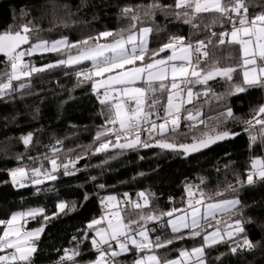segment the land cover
<instances>
[{
	"label": "trees",
	"instance_id": "obj_1",
	"mask_svg": "<svg viewBox=\"0 0 264 264\" xmlns=\"http://www.w3.org/2000/svg\"><path fill=\"white\" fill-rule=\"evenodd\" d=\"M243 2L248 18L264 13V0ZM185 11L188 10L176 8V0H0V33L15 32L27 25L31 29V44L65 38L69 46H75L52 54L25 56L29 68L44 70L32 72L27 79L12 81L13 87L0 93V220L7 221L16 211L42 210L24 221L25 231L43 229L35 242L31 264L92 261L98 252L93 251L88 224L102 214V199L110 193L118 196L120 207H124L126 200L141 204L139 194H145L148 207L139 215L157 217L146 220L152 221L150 237L153 241L157 237L161 242L172 240L156 251L164 260L173 259L200 244L197 238H189L190 230L173 233L163 223L158 225L169 217L165 213L172 209H187L189 189L196 194L193 199H199L202 192L204 200L239 201L231 212L221 216L231 222L240 221L243 231L239 237L248 244L237 247L230 240L204 247L201 257L206 264H264V180L254 176L252 184L247 182L253 160H264V135H261L264 125L255 123L256 119L264 120V115L256 117L264 102V87L244 83L243 70L238 67L241 55L238 46L219 45L221 31L231 23L217 15L202 14L193 20L197 25L193 30L185 22L188 19L183 15ZM144 27L151 29L149 57L173 37L190 36L195 40L215 33L207 47L209 57L200 67L205 71L213 64L237 67L231 80L217 75L207 84L194 86L193 91L200 96L186 110H198L204 123L190 126L193 122L184 120L163 139L191 144L193 137L201 138L202 132L211 137L225 132L237 137L189 159L166 150L142 151V145L96 151L101 143L115 141L111 133L97 139V133L109 127L108 110L100 103V93L93 91L94 78L87 80L72 73L74 68L88 63L66 67L59 61L96 43L127 37ZM103 32L113 35L96 40ZM85 40L87 44L82 43ZM10 67L7 58L0 57V83L7 81ZM21 84L25 86L21 88ZM238 87L244 91H237ZM158 98L162 104L166 103L167 93ZM229 109L231 117L227 115ZM160 114L163 115L162 110ZM29 134L31 141L26 145L24 138ZM252 136H256L255 141ZM160 139L155 133L151 138L147 131L141 134V140L149 144ZM53 159L59 170L52 181L38 185L23 179L12 182L10 173L16 169H25L33 179L37 176L33 169H40L41 176L49 170ZM20 181L25 184L21 186ZM59 202L66 204L60 213ZM139 215L132 218L139 219ZM3 227L0 225V233ZM66 252L77 253L70 263L64 259ZM131 254L137 255L135 251ZM131 254L127 256L132 257Z\"/></svg>",
	"mask_w": 264,
	"mask_h": 264
},
{
	"label": "snow or ice",
	"instance_id": "obj_2",
	"mask_svg": "<svg viewBox=\"0 0 264 264\" xmlns=\"http://www.w3.org/2000/svg\"><path fill=\"white\" fill-rule=\"evenodd\" d=\"M176 8L188 10L183 13L185 17H188L185 20L186 23H192L202 14L217 15L231 23L230 32L220 33L219 45L227 43L238 46L241 54L238 67L243 70L244 83L264 87V13L249 19L248 9L244 6L243 0H234V2L232 0H176ZM241 10H243V15H241ZM128 11L130 10L125 9V12ZM133 19H137V17H133ZM193 27H197V25L193 23ZM30 31L31 29L24 25L21 30L0 33V54L7 58L11 66L7 82L0 83V93L11 89L13 80H20L22 77L31 75L32 72L44 70L43 68H29L24 60L25 56L31 55L37 48L59 51L61 45L75 47L74 45L69 46L65 40L52 43L50 48L46 41L31 44ZM150 31L149 28L140 30L143 34ZM112 35L111 32H103L95 39L99 40ZM183 40V37H173L158 52L152 53L147 62L145 61L146 44L142 39L137 42L136 34H129L127 38L121 37L111 42L96 43L94 47L82 50L76 56H69L66 61H59L60 64L90 61L91 69L87 72H79L77 75L83 76L87 80H92L93 77L99 78L94 80L91 86L98 95L99 90L103 89V98L100 99V103L108 110L106 124L109 127L98 132L97 139L111 133L116 140L114 147L134 149L142 145L147 148L153 146L141 140V134L147 131L150 138L153 133L162 138L156 141V146L164 149L183 150L185 154H188L208 148L216 140L229 135L225 132L213 138L208 132H202L199 140L193 137L192 144L170 143L163 139L168 132L176 131L181 118L193 122L190 126H195L196 122L204 123L200 119L201 113L198 110L196 112L186 110L187 115L183 117L181 115L184 106L192 104L193 100L200 96V93L193 91L196 84H207L217 75L231 80V74L237 70V67H219L218 64H213L205 71L200 65L209 57L207 45L204 41H198L197 45L193 47L191 44L185 45ZM82 43L87 44L88 41L85 40ZM26 44L30 45L28 49L23 48V45ZM166 50H170L171 54L163 58H155L160 52ZM48 67H52V65ZM24 86V84L20 85L21 88ZM237 91H244V89L238 87ZM163 93H167V100L164 104L158 98ZM207 94V92L204 93L205 96ZM161 110L163 115L160 114ZM259 113H264V106L259 109ZM227 115L232 116L230 109ZM247 123L252 125L253 121ZM255 123L264 125V120L256 119ZM169 124L171 128H169ZM261 135H264V128L261 130ZM121 138H124L126 142L121 143ZM251 139L255 141L256 136H252ZM30 141L31 135L29 134L24 138V143L27 145ZM109 144H111V140L101 143L96 151L106 150ZM51 164L54 172L57 168L56 160L53 159ZM65 167L67 166L65 165ZM251 168L252 171L247 175L249 184L254 182V176L264 180V160H253ZM33 172L39 175L40 169H33ZM25 174L23 168H18L10 173L14 183L18 175L23 177ZM48 178L55 179V176L49 175ZM41 182L39 179L34 181L36 184ZM21 186L23 185L21 184ZM188 195L190 214L186 210L172 209L165 215L173 217L174 213L181 212V215H175L174 219L168 221L171 230L173 233H179L182 229H189L192 237L201 234L199 229L202 227V221L211 226L210 220L216 219L217 213L229 212L239 203L236 200H222L205 204L202 192L199 199H193L196 194L190 189ZM139 196L144 197L145 194L140 193ZM116 199L114 196L106 197L109 202L116 201ZM129 205L131 206L129 207ZM196 205H200V207H196ZM57 207L63 211L66 205L60 203ZM111 207L114 210L109 215L94 219L88 225V228L95 234L91 241L92 245L99 253L94 264H107L106 256L112 248L113 241L121 252L128 251L129 244H131L138 251L148 250L149 253L153 247L161 248L172 243V240L161 242L159 237L153 241L149 238L147 230L137 231L133 228V225L140 224V221L157 219L155 215H139L143 207H148L147 199L143 206L139 202L126 200L124 207H120L119 203L112 204ZM40 212L42 210L20 212L12 215L7 221L0 220V225L4 226L0 233V252H8V255H0V264H31V256L36 251L33 241L39 238V233L43 229L24 231V225L19 222L25 217L34 218ZM134 214L139 215V219H133ZM219 223L217 221V224ZM236 225L238 231H243L239 226L240 221H236ZM219 235V229H217L213 233L206 234L204 240L207 242L211 239L215 243ZM228 235L231 236L232 233L229 232ZM137 236L140 238L139 240H137ZM245 244H248V241H245ZM202 251V248H196L192 250L191 254L181 252L180 255L199 257ZM118 254L116 251H111L112 257ZM75 255H77L75 252L71 255L66 252L64 259L71 261ZM135 264H161V262L155 254H148L138 259ZM166 264H182V262L170 261Z\"/></svg>",
	"mask_w": 264,
	"mask_h": 264
},
{
	"label": "rangeland",
	"instance_id": "obj_3",
	"mask_svg": "<svg viewBox=\"0 0 264 264\" xmlns=\"http://www.w3.org/2000/svg\"><path fill=\"white\" fill-rule=\"evenodd\" d=\"M144 28H146V27H144ZM144 28H141V29H144ZM140 29V30H141ZM140 30L138 31V32H136V33H134V34H136L137 35V37H138V41L137 42H139V40H143L144 41V43L146 44V47H147V53H148V47H149V38H148V35H149V33H147V34H143V33H141L140 32ZM124 38H127V37H124ZM61 40H65V41H67L65 38H59V39H56V40H53V41H46L47 42V44H48V47L50 48V46H51V44L52 43H54V42H56V41H61ZM41 42H45V40H42V41H38V42H36V43H32V44H39V43H41ZM106 42H111V41H105V42H103V43H106ZM30 46H28V47H25L24 49H28ZM66 47L65 46H63V45H61L60 46V50L59 51H61V50H64ZM59 51H50V50H47V49H45V48H37L31 55H28V56H34V55H46V54H52V53H56V52H59ZM147 53H146V55H145V61L147 62L148 60H149V56L147 55ZM78 54V53H77ZM77 54H70V55H68L67 57H66V59H65V61L68 59V57L69 56H76ZM171 54V51H169L168 53H166V54H164V55H160V56H158V57H155L156 59H159V58H163V57H166L167 55H170ZM86 63H88L89 65H91V62L90 61H87V60H84V61H82V62H80V63H72V64H68V63H64V65L66 66V67H72V66H76V65H83V64H86ZM138 64L140 63V62H137ZM10 73H11V67H10ZM30 77V75L29 76H26V77H22L20 80H13L14 82H18V81H21V80H23V79H27V78H29ZM94 78V80H96V79H99L98 77H93ZM7 82V81H6ZM94 91V90H93ZM95 92V91H94ZM99 93H100V98L99 99H102L103 98V89H100L99 90ZM169 128H171V126L169 125ZM121 143H125L126 142V140H122V141H120ZM115 143H116V140L114 141V142H112L111 144H109V147L106 149V150H111V149H122V148H118V147H114L113 145H115ZM124 149V148H123ZM257 159H259V158H257ZM256 160V159H255ZM50 166H49V170L45 173V174H43V175H37V176H35V177H32L33 179H30L29 177H28V175L27 174H25L23 177H20L19 175L16 177V182H18L20 179H23V180H26V181H28L29 183H31L32 185H38V184H36V183H34V181L36 180V179H39V180H41L42 182L41 183H43V182H48V181H52L53 179H49L48 178V176L49 175H51V176H55L56 177V173H57V171L59 170V167H58V164H57V168H56V170L53 172L52 171V164H51V162H50V164H49ZM252 171V170H251ZM12 177V176H11ZM12 182H13V178H12ZM15 182V183H16ZM40 183V184H41ZM108 196H114V197H116L117 199H116V201H112V202H109V201H107L106 200V197H108ZM139 198L141 199V205L143 206L144 205V203H145V198L144 197H140L139 196ZM222 200H236V201H238L236 198H228V199H218V200H204V203L205 204H207V203H215V202H218V201H222ZM60 203H64V202H59L58 204H60ZM116 203H119V205H120V201H119V198H118V196L116 195V194H114V193H110V194H107V195H105L104 197H103V199H102V204H101V207H103V212H102V214L100 215V216H98L97 218H95V219H99L101 216H106V215H109L114 209L111 207V205L112 204H116ZM58 204H57V206H58ZM65 204V203H64ZM66 205V204H65ZM237 206V205H236ZM235 206V207H236ZM196 207H200V205H196ZM144 208V207H143ZM65 209H66V207H65ZM64 209V210H65ZM234 208H232L231 209V211L233 210ZM33 210H39V209H29V210H25V211H16V212H14V213H12L11 215H10V217H9V219L12 217V215H14V214H16V213H20V212H28V211H33ZM63 210V211H64ZM186 211H188L189 212V214L191 213V209L189 208V207H187V209H185ZM63 211H60L59 209H58V207H57V212L58 213H60V212H63ZM202 211H203V209H202ZM231 211H229V212H231ZM229 212H226V213H229ZM226 213H223V214H226ZM182 213L180 212V213H174V216L173 217H167V219L164 221V222H159L160 224H158V225H161L162 223H163V225L170 231V232H172V230H171V225L168 223V221L170 220V219H174V217H175V215H181ZM223 214H221V213H217V215H223ZM27 218H29V217H25L22 221H20L19 223H21V224H23L24 225V221L27 219ZM8 219V220H9ZM230 219V218H229ZM228 219V221L227 222H225L224 224H221V223H219V224H217V223H210L211 224V226H209V223H204L203 221L201 222L202 223V227L199 229V231H200V235L199 236H196V237H192L191 236V234L189 235V238L190 239H193V240H195L196 238L199 240V242H200V244L197 246V247H195V248H193V249H196V248H204V247H210V246H212V245H216V244H219V243H224V242H228V241H233L232 243H234V245H237V247H238V245H240V247H244V246H246L247 244H245V241H247L245 238H243V237H239V234L242 232V231H238L237 230V225H236V222H231L230 220ZM157 221H159V220H157ZM91 223V222H90ZM152 223V221H150V222H147L146 220H143V221H140V224H138V225H133V228L134 229H136L137 231H139V230H147L148 231V235H149V238L151 239V237H150V231H149V224H151ZM205 224H207V225H205ZM89 225V224H88ZM226 226V227H225ZM240 227H241V225H239ZM223 227H225V228H223ZM221 228H223V229H221ZM242 228V227H241ZM217 229H219V233H220V235L216 238V240H217V242H215V243H213L212 242V240L210 239V240H208L207 242L204 240V236L206 235V234H209V233H213V232H215V231H217ZM23 230L25 231V227L23 228ZM187 230H189V229H182L181 231H187ZM90 231L92 232V238H91V241H92V239L94 238V231L93 230H91L90 229ZM229 232H231L232 233V235L231 236H229L228 235V233ZM41 233H42V231L39 233V238H40V236H41ZM38 238V239H39ZM38 239H34V241H33V243H34V246H35V248H36V245H35V242L38 240ZM140 238L137 236V240H139ZM91 244H92V242H91ZM93 246V245H92ZM105 247H107V246H105ZM193 249H190V250H184L183 252H187V253H189V254H191L192 253V250ZM111 251H116L117 253H119L118 255H116L115 257H112L111 256ZM132 251H135L136 252V254L137 255H132L131 254V252ZM98 254L99 253H97L96 254V257L92 260V261H88V262H85V263H79V264H94V262L97 260V258H98ZM128 254H131L132 255V257L133 256H136V258L135 259H132V257H130V256H127ZM148 254H155L158 258H159V260H160V262H161V264H166V262H170V261H180V262H182V264H198L197 262H195L196 260H197V256H194V255H190V256H188V257H183V256H181L180 254L177 256V257H175V258H173V259H169V260H164V257L160 254V253H158L157 251H156V248L155 247H153V249H152V251H151V253H149L148 252V250H144V251H138L137 249H135L134 247H132L131 246V244H129V250L128 251H126V252H121L120 251V249H119V247L116 245V243L113 241L112 242V248L109 250V253H108V256H106V260H107V264H135V262L138 260V259H140L142 256H145V255H148ZM1 255H7V253H4V254H1ZM33 255V254H32ZM124 256V257H123ZM163 260V261H162ZM128 261H130V262H128Z\"/></svg>",
	"mask_w": 264,
	"mask_h": 264
},
{
	"label": "built area",
	"instance_id": "obj_4",
	"mask_svg": "<svg viewBox=\"0 0 264 264\" xmlns=\"http://www.w3.org/2000/svg\"><path fill=\"white\" fill-rule=\"evenodd\" d=\"M251 18H254V17H251ZM251 18H249V19H251ZM190 29H196V27H193V22L192 23H190ZM231 29H232V25L230 24L229 26H228V28L227 29H225V30H223V31H221V33L222 32H230L231 31ZM216 35V34H215ZM215 35H211V36H207V37H205V38H200V39H191V37L190 36H188L186 39H184L183 40V43L185 44V45H187V44H191V45H193V47H195L196 45H197V42L198 41H204V43L207 45V47L211 44V43H209V41H211L212 40V38L213 37H215ZM89 69H91V65H89V64H87V65H83V66H81V67H76V68H74V70L72 71V73H73V75H75V76H78L77 74L79 73V72H82V71H84V72H87ZM186 106H187V104L184 106V109H182V113H181V115H182V117L183 116H186ZM184 120H186V119H183V118H181V120L179 121V123H181V122H183ZM170 125V124H169ZM171 126V125H170ZM122 140H125L124 138H121V141ZM19 184L21 185H24L25 184V181H20L19 182ZM217 221H219L221 224H224L225 222H227L228 221V218H223L222 216H220V215H216V219H213V220H211V222L212 223H217ZM93 251L94 252H98V250L96 249V248H94L93 249ZM7 253V255H8V252H6ZM73 260H71V261H69L68 260V263H70V262H72Z\"/></svg>",
	"mask_w": 264,
	"mask_h": 264
},
{
	"label": "water",
	"instance_id": "obj_5",
	"mask_svg": "<svg viewBox=\"0 0 264 264\" xmlns=\"http://www.w3.org/2000/svg\"><path fill=\"white\" fill-rule=\"evenodd\" d=\"M26 45H27V44H26ZM26 45H23V48H25ZM168 51H169V50H166L165 52H160L158 56L163 55L164 53H166V52H168ZM158 56H157V57H158ZM0 57H4V56H3L2 54H0ZM262 106H264V102H263V105H262ZM263 115H264V113H259V111H258L256 117H260V116H263ZM221 134H222V133H221ZM217 135H218V134H217ZM217 135H214V136H212V137L214 138V137H216ZM235 137H237V135H228L227 137H225V138H223V139L216 140V142L213 143V144H211L208 148H203V149H201L200 151H197V152H191V153H188V154H185V153L183 152V150H172V149H164V148H161V147H159V146H156V143L151 144V145H153V146H151V147H147V148H146V147H143L141 150H142V151L149 150V149H160V150H166V151H168V152H174V153L182 154V155H183V158H185V159H189V158H191V157H194V156L200 155V154H202V153H204V152H206V151H208V150H210V149H212V148H214V147H216V146H218V145H220V144L226 143V142H228V141L234 139ZM191 144H192V143H191Z\"/></svg>",
	"mask_w": 264,
	"mask_h": 264
},
{
	"label": "crops",
	"instance_id": "obj_6",
	"mask_svg": "<svg viewBox=\"0 0 264 264\" xmlns=\"http://www.w3.org/2000/svg\"><path fill=\"white\" fill-rule=\"evenodd\" d=\"M170 51V50H169ZM242 77H243V81H244V76H243V72H242ZM248 85V84H247ZM188 105V104H187ZM221 216V215H220ZM211 222V221H210ZM226 227V226H225ZM223 227V228H225ZM221 228V229H223ZM163 261V260H162ZM166 261V260H165ZM195 262H199V264H206L205 260L201 257V255L197 258V260Z\"/></svg>",
	"mask_w": 264,
	"mask_h": 264
}]
</instances>
